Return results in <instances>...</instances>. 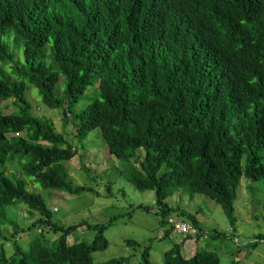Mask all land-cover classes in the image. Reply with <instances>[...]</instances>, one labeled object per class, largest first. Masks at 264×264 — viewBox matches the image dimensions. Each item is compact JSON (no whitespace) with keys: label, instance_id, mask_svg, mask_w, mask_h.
I'll return each mask as SVG.
<instances>
[{"label":"trees","instance_id":"obj_1","mask_svg":"<svg viewBox=\"0 0 264 264\" xmlns=\"http://www.w3.org/2000/svg\"><path fill=\"white\" fill-rule=\"evenodd\" d=\"M30 88L70 122V136L31 114ZM95 91L97 98L75 109ZM8 101L13 111L0 113V264L128 263L92 259L122 217L63 227L52 220L57 210L27 190L30 180L41 190L94 193L74 187L64 164L77 152L68 138L81 143L96 130L111 157L136 165L128 181L154 190L164 238L173 230L166 218L182 215L166 203L179 190L213 201L234 226L241 180L264 179V0H0V104ZM13 162L18 176L8 174ZM18 206L30 218L23 227L12 212ZM184 216L197 230L187 237L200 239L198 220ZM81 228L94 233L92 241H78ZM20 233L30 234L27 243L17 240ZM179 243L163 264H219L207 251L182 256ZM140 264H152L149 247Z\"/></svg>","mask_w":264,"mask_h":264},{"label":"rangeland","instance_id":"obj_2","mask_svg":"<svg viewBox=\"0 0 264 264\" xmlns=\"http://www.w3.org/2000/svg\"><path fill=\"white\" fill-rule=\"evenodd\" d=\"M10 66L11 64L7 65V67ZM57 88L61 94L64 88L63 77L60 78ZM97 97L96 91L93 94L86 93L75 109L84 108ZM26 99L31 105L32 115L49 118L56 132L70 136L72 132L70 122L64 123L57 110L46 108L41 103L36 90L28 89ZM6 105L9 106L10 102L0 104V113L9 114L13 111L12 106L5 107ZM68 140L77 150L76 156L64 164L72 185L90 188L98 195L89 192L70 195L63 191L41 190L38 185L26 180L28 192L40 194L48 208L53 212L56 209L57 212L53 214L52 220L63 227L82 221L104 225L110 219L122 217L105 231L108 247L92 255L95 263L127 258V264H140L142 249L149 247L150 263L163 264L164 254L175 244L180 245V240L185 236L171 232L164 238V230L168 226L161 227L160 218L153 212L156 209L154 190L147 188L140 191L127 179L130 168L136 167L133 161L120 162L111 157L98 130L90 133L81 143L72 139V136ZM142 153L139 150L138 154L142 155ZM259 156L263 157L264 153L260 152ZM82 165L84 168H81ZM19 173L20 166L17 162H13L8 167V174L18 176ZM246 184V181L242 179L234 201V226L229 224L219 205L202 195H190L188 192L179 190L166 199L167 205L174 210L173 216L182 214L175 220L176 223H183V215L195 216L204 233L203 240L197 244L196 248L194 246L196 244H193L191 248L181 249L182 256L189 258L196 251H207L217 256L219 264L233 262L264 264V179L255 185L247 184L251 186V191L247 190ZM139 205L150 207L151 211L146 213L134 209ZM12 212L16 215L19 227H23L30 221L24 207H15ZM11 232L9 228L4 230L7 236H10ZM215 233H219L220 236H216ZM44 235L51 240L57 238V234L49 230H45ZM76 236L78 241L84 238V241L90 242L93 240L94 233L81 228L76 232ZM258 237L262 240H258ZM29 238L30 234L20 233L17 240L24 244ZM126 241H134L140 244V248L127 245ZM195 242L199 243V238H196ZM67 243L72 244L73 239L69 237ZM6 252L11 254V249L7 248Z\"/></svg>","mask_w":264,"mask_h":264},{"label":"built area","instance_id":"obj_3","mask_svg":"<svg viewBox=\"0 0 264 264\" xmlns=\"http://www.w3.org/2000/svg\"><path fill=\"white\" fill-rule=\"evenodd\" d=\"M168 224L173 226V232L179 235H192L195 236L197 234V230L186 223H176L175 219L169 218L167 219Z\"/></svg>","mask_w":264,"mask_h":264},{"label":"crops","instance_id":"obj_4","mask_svg":"<svg viewBox=\"0 0 264 264\" xmlns=\"http://www.w3.org/2000/svg\"><path fill=\"white\" fill-rule=\"evenodd\" d=\"M202 240H203V238L201 237V238L199 239V243H197V242H195L196 239L194 240L192 237H182V239L180 240V242L184 241V244H183L182 248H183V247L191 248L193 244H196V245H194L195 248H196V247H197V244H200V242H201ZM194 253H195V252H194ZM193 255H194V254H193ZM193 255H191V256H193Z\"/></svg>","mask_w":264,"mask_h":264},{"label":"clouds","instance_id":"obj_5","mask_svg":"<svg viewBox=\"0 0 264 264\" xmlns=\"http://www.w3.org/2000/svg\"><path fill=\"white\" fill-rule=\"evenodd\" d=\"M170 217H168V218H166V221H167V219H169ZM184 223V222H183ZM191 226V225H190ZM192 227V226H191ZM194 228V227H193ZM171 232H173V230L171 231ZM183 236V235H182ZM185 237H187V236H192V235H184ZM196 236V235H195ZM195 236H192V237H195ZM203 237V236H202Z\"/></svg>","mask_w":264,"mask_h":264}]
</instances>
